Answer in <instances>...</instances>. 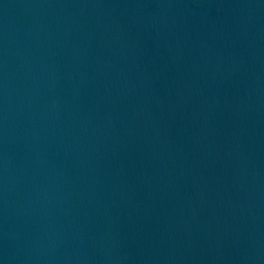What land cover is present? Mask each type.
I'll list each match as a JSON object with an SVG mask.
<instances>
[{"label":"water","instance_id":"water-1","mask_svg":"<svg viewBox=\"0 0 264 264\" xmlns=\"http://www.w3.org/2000/svg\"><path fill=\"white\" fill-rule=\"evenodd\" d=\"M0 264H264V0H0Z\"/></svg>","mask_w":264,"mask_h":264}]
</instances>
